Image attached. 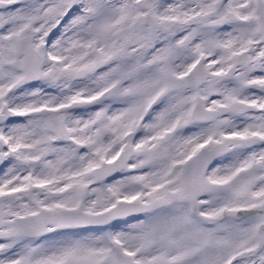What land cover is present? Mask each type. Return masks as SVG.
Wrapping results in <instances>:
<instances>
[{"label": "snow or ice", "instance_id": "1", "mask_svg": "<svg viewBox=\"0 0 264 264\" xmlns=\"http://www.w3.org/2000/svg\"><path fill=\"white\" fill-rule=\"evenodd\" d=\"M0 264H264V0H0Z\"/></svg>", "mask_w": 264, "mask_h": 264}]
</instances>
